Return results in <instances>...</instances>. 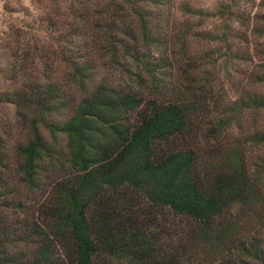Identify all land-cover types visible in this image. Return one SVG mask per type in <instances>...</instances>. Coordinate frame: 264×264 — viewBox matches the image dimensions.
Instances as JSON below:
<instances>
[{"label":"trees","instance_id":"trees-1","mask_svg":"<svg viewBox=\"0 0 264 264\" xmlns=\"http://www.w3.org/2000/svg\"><path fill=\"white\" fill-rule=\"evenodd\" d=\"M62 1L36 28L60 46L0 56L12 113L0 124V264H264V159L245 148L264 146V128L244 144L227 134L243 111L264 113V93L208 120L209 61L186 43L219 44L212 67L251 57L233 43L248 0ZM250 22L264 37V13ZM169 44L174 56L155 59Z\"/></svg>","mask_w":264,"mask_h":264},{"label":"rangeland","instance_id":"rangeland-1","mask_svg":"<svg viewBox=\"0 0 264 264\" xmlns=\"http://www.w3.org/2000/svg\"><path fill=\"white\" fill-rule=\"evenodd\" d=\"M56 1L63 4L62 0H0V56H2L3 52H6V54H12L13 51L15 52V55H22L29 51L28 47L30 48L35 45H38L41 48H53L52 50L60 46L58 43H53L51 37L36 29L41 19L46 16V12L49 11L52 6L56 5ZM188 1L196 6L211 9L216 8L221 2H227L228 0ZM240 9L245 13L246 22L250 23V25L247 27L242 26L238 22L235 23L234 27L241 33L239 34L241 38L234 39L233 43L237 49L243 48L250 51L252 59H250L251 57L246 56L242 59H237L228 66L219 63L216 67H212L210 65L212 60L221 58L220 56L218 57L217 54L212 58H208L207 55L214 52V50H217L218 46H220L219 44L194 39L192 37H189L186 42L189 55L203 60L204 64L209 61L205 68L209 65V70L212 72L211 78L213 79L211 82L214 101L212 103L210 110L211 113L208 120H210V118L212 121L220 119L227 120V118L233 113L232 111L235 107V101L237 98L247 91L264 93V83L256 84L251 77L253 73L259 70V64L261 63L262 57L259 52L255 51V49L258 48L264 50V37L259 38L258 36H250V33H248V31L252 30L253 26L250 20L255 14L264 13V6L262 5V0H248L241 1ZM172 17L177 21H184L187 19L186 15H183L177 10L172 11ZM191 21L194 22V20ZM218 23L217 20L209 19L203 23L202 27L211 29ZM245 32L247 35H244ZM246 38H248V40ZM174 47V44H169L167 47H157L154 51V58L157 59L160 56L166 55L172 58L174 56V53H172L174 52ZM0 63L3 64V67L5 61L1 57ZM99 67V77L105 76L109 80L114 78L110 70H107L102 66ZM60 69L54 70V75L62 78L65 74V70ZM2 86H4V82L2 81V75L0 73L1 89ZM11 117V111L5 107H0V124L7 122ZM233 121L234 122L227 128V134L230 137L229 139H231V141L233 140L235 143L239 142L244 144L248 135L261 127L264 128V113L259 116V114L256 115L252 110L243 111L238 117H236V119L234 118ZM245 148L253 160L258 159L261 155L264 159V146L254 147L250 144L246 145Z\"/></svg>","mask_w":264,"mask_h":264}]
</instances>
